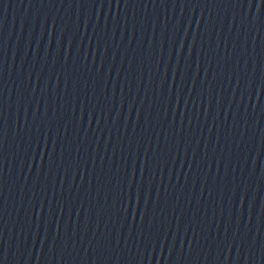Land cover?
Returning <instances> with one entry per match:
<instances>
[{
	"label": "water",
	"instance_id": "obj_1",
	"mask_svg": "<svg viewBox=\"0 0 264 264\" xmlns=\"http://www.w3.org/2000/svg\"><path fill=\"white\" fill-rule=\"evenodd\" d=\"M116 264H264V0H149Z\"/></svg>",
	"mask_w": 264,
	"mask_h": 264
}]
</instances>
